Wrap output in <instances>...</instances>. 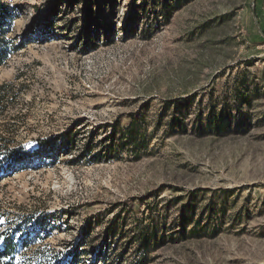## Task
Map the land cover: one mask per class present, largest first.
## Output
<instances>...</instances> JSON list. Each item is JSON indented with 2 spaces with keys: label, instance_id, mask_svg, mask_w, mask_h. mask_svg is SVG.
<instances>
[{
  "label": "rangeland",
  "instance_id": "374dc122",
  "mask_svg": "<svg viewBox=\"0 0 264 264\" xmlns=\"http://www.w3.org/2000/svg\"><path fill=\"white\" fill-rule=\"evenodd\" d=\"M3 2L30 41L0 68L32 159L0 182V235L35 230L17 262L264 264V0H93L107 32L86 0Z\"/></svg>",
  "mask_w": 264,
  "mask_h": 264
},
{
  "label": "trees",
  "instance_id": "16d2710c",
  "mask_svg": "<svg viewBox=\"0 0 264 264\" xmlns=\"http://www.w3.org/2000/svg\"><path fill=\"white\" fill-rule=\"evenodd\" d=\"M0 0V68L5 66L11 56L23 48H25L30 41L24 42L23 44H16L14 39L11 37L13 32L12 23L17 17L16 8L11 6L7 2ZM103 0H98L97 3L103 4ZM93 0H86V11L89 13V18L91 21L95 19L99 20V23L104 22V13L101 9L97 12L92 9ZM161 3H164L163 1ZM98 4V5H99ZM99 6V7H102ZM98 29L105 30L107 32L108 27L105 22L102 27L99 26ZM97 29V30H98ZM95 32H82L80 36L81 41V53L88 54L98 48V40ZM9 85L0 86V120L8 121V108L9 103L15 98L16 94H12L14 89H9ZM9 124V125H8ZM15 123H3L0 124V182L7 177H12L23 170L29 168L32 165V159L30 154L25 152V149L20 146L11 147L14 139V132L11 128L15 127ZM15 142V141H14ZM30 157V158H29ZM52 157V156H51ZM40 159H46L41 157ZM48 159H51L50 157ZM30 222H25L24 224L17 227V230L10 232L9 234L0 235V262L1 264H26L17 262L16 256L20 249H27L30 247L31 243L28 242L27 238H31V235L35 233V230L31 229ZM18 230L25 231L26 236H21L17 238ZM37 234H35L36 236ZM38 236V235H37ZM33 239V238H32ZM31 239V240H32ZM47 254V253H46ZM46 254L40 255L35 253V257L40 259V264H52L50 257ZM68 257L64 261V264H82L83 259L82 254L79 249H74L67 253Z\"/></svg>",
  "mask_w": 264,
  "mask_h": 264
},
{
  "label": "water",
  "instance_id": "95a60500",
  "mask_svg": "<svg viewBox=\"0 0 264 264\" xmlns=\"http://www.w3.org/2000/svg\"><path fill=\"white\" fill-rule=\"evenodd\" d=\"M258 29H259L260 33L262 34V36L264 37V34H263L261 28L259 27V25H258Z\"/></svg>",
  "mask_w": 264,
  "mask_h": 264
}]
</instances>
